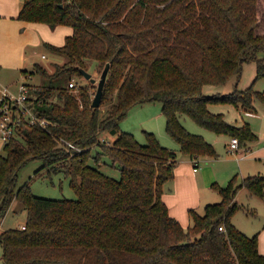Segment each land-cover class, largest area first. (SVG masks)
Here are the masks:
<instances>
[{
  "label": "trees",
  "instance_id": "obj_1",
  "mask_svg": "<svg viewBox=\"0 0 264 264\" xmlns=\"http://www.w3.org/2000/svg\"><path fill=\"white\" fill-rule=\"evenodd\" d=\"M18 19L73 33L62 46L45 44L50 71L40 63L25 71L42 78L30 101H42L35 111L51 124L46 130L24 122L0 156V221L15 200L27 210L25 225L0 231L4 264H264L258 235L247 236L232 221L244 209L236 201L240 189L264 200V176L214 185L221 201L202 214L189 210L184 228L162 199L177 153L154 133L145 132L142 145L120 128L134 106L160 103L168 134L188 158L219 155L185 128L183 116L240 145L255 142L249 123L234 126L210 106L255 113V101L264 103V92L237 88L246 63L256 64L253 84L264 79V0H23ZM107 65L94 108L95 84H69L83 79L82 71L102 76ZM234 81V91L223 94ZM112 131L113 143L102 138ZM103 156L118 165L119 180L90 165L100 166ZM33 160L44 163L37 176L64 172L78 198L38 197L30 182L17 190L19 172Z\"/></svg>",
  "mask_w": 264,
  "mask_h": 264
},
{
  "label": "rangeland",
  "instance_id": "obj_2",
  "mask_svg": "<svg viewBox=\"0 0 264 264\" xmlns=\"http://www.w3.org/2000/svg\"><path fill=\"white\" fill-rule=\"evenodd\" d=\"M69 30L71 31V28L63 27L54 31L46 24L28 25L25 31H23V34L20 33L16 47L12 52L11 61L13 62V65L2 67L0 71V81L9 86L14 91H18L20 87H39V85H41L42 78L38 75L34 76V78H28L25 75V71H32L35 63L44 65V67L50 71L52 69L51 63H53L51 57L52 55L47 50L45 44L62 46L65 43V39L69 33ZM43 55H46L48 59L43 60ZM260 56H264V53H262ZM92 74L94 73L92 72ZM256 75L257 70L255 63L252 62L244 64L242 77L237 88L239 90H246L252 87L256 91L264 92V79H260L255 84H253ZM92 77L96 80L94 83L96 88H99V82L102 79L101 73L92 75ZM75 81L80 86H90L93 84L85 77L83 79H75ZM235 84L236 81L228 84L221 91L223 94H229L234 91ZM214 92L215 89L213 88H206L205 90V94L208 95H211ZM255 107L256 112L254 115H252L253 113H247L252 115L247 117L245 114L240 115L236 107L229 104L216 103L210 106V111L213 113L224 114L226 121L234 126L240 127L243 125V123H249L252 131L257 135L258 139L255 142H248L241 145L239 150L241 152L242 150H247L248 147H251V151L248 150L247 155H249L251 152L252 155L248 156L244 160L245 162H242V159L239 158V152L229 151L226 144L229 142L231 137L227 135H217L212 131L198 126L189 118L185 116L182 117V123L185 128L194 135L202 136L208 143L214 146L217 154L219 155L217 158H210L212 160L206 161L205 159L207 158H201L203 161L200 160V170L204 169L205 166L211 165L214 173H217L214 175L221 177L220 182L214 185L226 187L234 177H237V181L241 182L248 176H264V172H259L258 169L256 171H251V175L246 174L244 178L240 179L241 174L239 172L238 161L241 162L240 165L242 171H245V169H248V167L262 166L260 163L262 161H260L258 158L264 154V103L257 99L255 101ZM120 128L123 132L133 134L135 139L142 145L146 144L145 132L154 133L163 147L172 149L177 153L178 165L189 163L192 165V167L194 166V163L189 161L188 157L181 151L180 145L168 134L166 129V120L163 115L162 105L160 103H149L145 105L134 106L129 111L127 117L121 122ZM102 138H107L108 142L110 143H113L116 139L114 135L112 136V134L110 135V133L107 132L102 135ZM4 146L5 143L0 139V156L5 155ZM101 150V148L93 150L92 156L96 157L97 153H101ZM101 162V165L97 166L94 160H92L90 165L100 169V171L105 175L116 180L121 178L118 165L113 166L111 159L103 156ZM43 166L44 163L41 160L30 161L18 174L16 187L17 190H19L25 183L30 182V188L32 192L38 197L54 200H76L78 198L77 194L70 186V178L67 177L64 172H49L48 170L44 169L37 176V172L41 170ZM226 169L235 171V174H232L231 178H229L227 174H221L222 172L224 173ZM213 194H215V200H213L215 202H212V204L220 202L221 197L216 189H214ZM236 197V200H238L240 203L238 204L243 206L244 209L236 211L234 214L232 219L234 225L236 226L237 224L238 227H236L242 232L248 231L247 234L246 232L244 233L249 237H253L255 235L259 236L256 231L257 227H259L261 223H264V218H262L263 211L258 206H256L258 210L254 209L253 207L255 205H252L251 203L255 201L261 202L262 199L257 196L251 197L249 191L246 188H242V191ZM249 198L254 199L252 202H249ZM242 203L245 204L242 205ZM247 203L248 205H246ZM205 207H202L203 209L201 208V210H198V212L202 214ZM26 221L27 210L18 200H15L12 203L5 218L0 221V231L21 228L23 225H25ZM2 254L3 249L0 246V264H4L2 260Z\"/></svg>",
  "mask_w": 264,
  "mask_h": 264
},
{
  "label": "crops",
  "instance_id": "obj_3",
  "mask_svg": "<svg viewBox=\"0 0 264 264\" xmlns=\"http://www.w3.org/2000/svg\"><path fill=\"white\" fill-rule=\"evenodd\" d=\"M23 0H0V71L3 66H12V52L16 47L17 40L19 39L20 33L23 34V31L27 28L28 25L33 23L24 22L18 19L20 8L22 6ZM63 27H60L56 30H59ZM54 30V31H56ZM73 30H69L68 35H71ZM67 35V36H68ZM34 78V77H32ZM39 85V84H37ZM40 86V85H39ZM30 87V86H29ZM240 115L245 114L247 117L254 115V113L247 114L243 111H238ZM183 120V119H182ZM246 122V121H245ZM245 124V123H243ZM230 141L227 142V147L230 149ZM263 148V147H262ZM261 148V149H262ZM248 150L251 151V147H248L247 150L240 151L238 156L241 158L242 162L252 155V152L247 155ZM264 153V150H263ZM201 158H207L206 161L212 160L211 157H199L197 159L188 158L189 161L194 163L192 167L189 163H184L183 165H178L175 169V177L172 182L167 183L164 186V193L162 196L163 201L168 206L170 215L174 217L178 222L184 227L187 228L190 225V217L188 216V211L191 209L201 210L202 207H205L208 204L215 202V197L213 194L214 189L212 186L220 182V178L215 176L214 171L211 168V165L205 166L204 169L200 170V160ZM244 158V159H243ZM214 159V158H213ZM262 166L258 167H248L245 171H242L241 165L239 163V172L241 174L240 179L244 178L246 174L251 175V171H256L259 169V172H264V154L258 158ZM197 160V161H195ZM203 161V160H201ZM198 163V170L194 171L195 163ZM257 165V164H255ZM262 170V171H261ZM235 171L226 169L224 173L231 178L232 174ZM223 180V179H222ZM242 189L238 192V194ZM237 194V196H238ZM252 197V196H251ZM237 198V197H236ZM254 198H249V202H252ZM238 203L239 201L236 200ZM217 202V201H216ZM240 204V203H239ZM245 203H242L244 205ZM255 206L254 209H257L258 206L263 211L264 218V200L261 202L255 201L251 203ZM248 205V203L246 204ZM203 209V208H202ZM258 210V209H257ZM236 224V223H235ZM238 227V225L236 224ZM244 230V229H243ZM247 232L248 231H244ZM259 234V251L264 255V223H261L257 227Z\"/></svg>",
  "mask_w": 264,
  "mask_h": 264
},
{
  "label": "built area",
  "instance_id": "obj_4",
  "mask_svg": "<svg viewBox=\"0 0 264 264\" xmlns=\"http://www.w3.org/2000/svg\"><path fill=\"white\" fill-rule=\"evenodd\" d=\"M43 60H47L46 55L42 56ZM75 79L71 80L69 87L71 89L78 88ZM36 88L20 87L18 91L12 90L9 86L0 81V139L6 144L18 135V128L24 122L30 126L40 125L48 130L51 124L49 120H42L35 111V101L39 100L34 97V101H30L31 92ZM42 102V101H38ZM73 147V145H70ZM241 145L237 138H231L230 149L234 152H240ZM198 164L195 163L194 171L198 170ZM25 228V227H23ZM224 231L223 227H220Z\"/></svg>",
  "mask_w": 264,
  "mask_h": 264
},
{
  "label": "water",
  "instance_id": "obj_5",
  "mask_svg": "<svg viewBox=\"0 0 264 264\" xmlns=\"http://www.w3.org/2000/svg\"><path fill=\"white\" fill-rule=\"evenodd\" d=\"M109 68V65H107L106 67V71L105 73L102 75V79L101 81L99 82V88H98V91H97V94H96V97L94 98V102H93V105L92 107L94 108H98L100 107L101 105V101H102V93H103V85H104V82H105V78H106V73H107V69ZM82 74L83 76L87 79V80H90L91 83H95L96 80L92 77V75L86 71H82ZM116 132L115 131H112L111 134L114 135Z\"/></svg>",
  "mask_w": 264,
  "mask_h": 264
}]
</instances>
